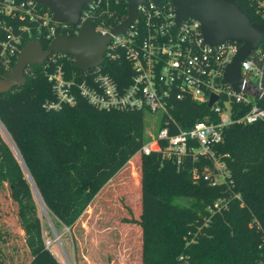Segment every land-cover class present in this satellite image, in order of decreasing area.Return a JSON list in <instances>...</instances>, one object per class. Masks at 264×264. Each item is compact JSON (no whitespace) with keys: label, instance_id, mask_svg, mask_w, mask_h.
Here are the masks:
<instances>
[{"label":"trees","instance_id":"trees-1","mask_svg":"<svg viewBox=\"0 0 264 264\" xmlns=\"http://www.w3.org/2000/svg\"><path fill=\"white\" fill-rule=\"evenodd\" d=\"M235 2L250 22H262L253 0ZM96 12L94 25L103 21L105 27H114L127 16V3L108 0ZM2 18L13 27L27 24L0 15ZM73 29L69 28L70 37ZM41 31L45 32L44 28ZM27 39L39 41L44 48L49 44L34 30L24 42ZM258 50L264 52V39ZM55 57V64H62L67 75L78 71L69 55ZM13 64L14 60L10 66ZM55 64L47 60L43 66H28L24 85L0 93V130L7 136L6 141L0 131V186L8 188L24 231H41L37 201L72 231L77 264L90 263L76 243V233L82 230L78 220L112 178L126 165L137 163L140 213L130 221L140 228V264H264V122L233 124L225 129L217 148L228 154L226 165L240 199H229L228 210L211 216L206 209L227 187L211 186L203 179L207 161L202 158L194 162L187 157L178 168L156 150L143 155L142 112L101 110L78 95L72 106L47 108V104L58 102L48 80ZM103 70L126 86L128 63L104 61ZM9 71L0 63L1 75ZM208 112L205 104L182 101L173 114L185 127ZM163 144L156 141L152 148ZM194 168L199 173L196 180ZM185 236L197 242L186 244ZM181 256L188 257L180 260ZM27 264L60 263L43 244Z\"/></svg>","mask_w":264,"mask_h":264},{"label":"built area","instance_id":"built-area-1","mask_svg":"<svg viewBox=\"0 0 264 264\" xmlns=\"http://www.w3.org/2000/svg\"><path fill=\"white\" fill-rule=\"evenodd\" d=\"M106 1L94 0L82 7L78 24L72 26L74 35L78 34L81 25L93 24L98 18L96 11ZM168 2L155 4L153 0H146L145 4L138 5V17L123 33L111 35L101 65L78 69L67 75L62 64H55V54H66L50 55L45 62L48 60L56 66L48 80L53 84L58 102L46 107L72 106L78 95L101 110L161 115L159 128L140 150L143 155L156 150L178 168L187 157L194 162L201 158L206 160L203 179L211 186L223 185L230 191L227 196L217 197L208 207L213 216L228 210L229 199H240V194L233 190L234 183L226 165L228 154L217 148L223 142L225 129L233 124L264 122V52L257 48L241 63L243 86L236 92L230 85L223 84L222 77L240 45L231 41L205 43L199 22L184 19L176 25L173 7ZM253 4L264 23V0H253ZM0 15L27 22L13 27L4 18L0 20V31L3 32L0 63L7 70L12 68L10 65L13 60L15 62L24 39L31 36L33 30L50 43L58 34L70 36L69 28H72L55 20L35 0H0ZM112 28L105 27L103 21L94 25L102 35L110 34ZM104 61L129 64L126 86L103 70ZM213 95L216 99L208 106ZM182 101L205 104L209 112L203 119L183 127L173 114ZM156 141H164L163 147L153 149L152 144ZM192 177L195 180L199 177L195 168ZM49 243L47 241L46 245Z\"/></svg>","mask_w":264,"mask_h":264},{"label":"rangeland","instance_id":"rangeland-1","mask_svg":"<svg viewBox=\"0 0 264 264\" xmlns=\"http://www.w3.org/2000/svg\"><path fill=\"white\" fill-rule=\"evenodd\" d=\"M160 117L159 114L144 113L145 141L156 133ZM1 136L7 141L2 131ZM131 165H126L111 179L78 220L82 230L76 233V243L90 260L89 264H140V228L136 222L130 221L140 213V191L136 185L139 168L137 163ZM229 193L227 190L218 197ZM36 205L41 231H24L17 222V206L10 199L8 188L0 186L1 264H27L34 250L43 244L60 264H77L72 231L57 222L46 207H41L37 201ZM184 239L186 244L197 242L188 236ZM47 241L49 245H46ZM184 257L188 256H181L180 260Z\"/></svg>","mask_w":264,"mask_h":264},{"label":"water","instance_id":"water-1","mask_svg":"<svg viewBox=\"0 0 264 264\" xmlns=\"http://www.w3.org/2000/svg\"><path fill=\"white\" fill-rule=\"evenodd\" d=\"M35 1L45 7L55 20L72 27L78 24L82 7L94 0ZM125 1L127 16L112 28L110 34H100L89 22L81 25L78 34L72 37L65 34L56 35L46 48L39 41L26 40L16 56L12 69L4 75L0 74V93L24 85L26 68L34 65L42 66L45 60L55 53L69 55L79 70L101 65L111 35L123 33L126 27L138 17L137 6L146 3V0ZM160 1L162 0H153L155 4ZM169 1L174 10L176 25L184 19L197 20L205 43L212 45L231 41L240 45L222 77L223 84L230 85L239 92L243 86V78L240 76L241 63L249 53L259 47L264 39V23L250 22L235 0ZM215 99L216 96L213 95L208 106H211Z\"/></svg>","mask_w":264,"mask_h":264}]
</instances>
